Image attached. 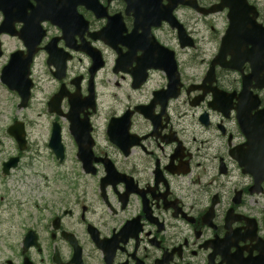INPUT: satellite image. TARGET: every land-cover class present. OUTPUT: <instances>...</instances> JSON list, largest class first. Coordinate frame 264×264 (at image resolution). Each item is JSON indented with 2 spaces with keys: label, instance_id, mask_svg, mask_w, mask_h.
I'll use <instances>...</instances> for the list:
<instances>
[{
  "label": "flooded vegetation",
  "instance_id": "1",
  "mask_svg": "<svg viewBox=\"0 0 264 264\" xmlns=\"http://www.w3.org/2000/svg\"><path fill=\"white\" fill-rule=\"evenodd\" d=\"M0 264H264V0H0Z\"/></svg>",
  "mask_w": 264,
  "mask_h": 264
},
{
  "label": "water",
  "instance_id": "2",
  "mask_svg": "<svg viewBox=\"0 0 264 264\" xmlns=\"http://www.w3.org/2000/svg\"><path fill=\"white\" fill-rule=\"evenodd\" d=\"M52 139H57V143L59 141V133H58V129L56 128V126L54 127L53 129V132H52Z\"/></svg>",
  "mask_w": 264,
  "mask_h": 264
},
{
  "label": "rangeland",
  "instance_id": "3",
  "mask_svg": "<svg viewBox=\"0 0 264 264\" xmlns=\"http://www.w3.org/2000/svg\"><path fill=\"white\" fill-rule=\"evenodd\" d=\"M32 106L36 109V111H38V110H39V106H40V102H39V100L34 99V101H33V103H32ZM68 165H70L69 162L67 163V166H68Z\"/></svg>",
  "mask_w": 264,
  "mask_h": 264
}]
</instances>
